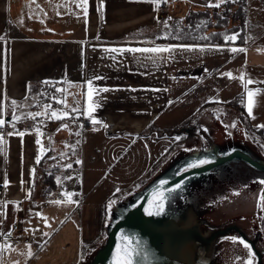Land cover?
<instances>
[{
  "label": "crops",
  "instance_id": "obj_1",
  "mask_svg": "<svg viewBox=\"0 0 264 264\" xmlns=\"http://www.w3.org/2000/svg\"><path fill=\"white\" fill-rule=\"evenodd\" d=\"M166 1L0 0V264H79L110 200L193 142L214 109L264 140L263 1L174 0L162 14ZM200 12L213 16L206 32L186 21ZM151 47L171 51H124Z\"/></svg>",
  "mask_w": 264,
  "mask_h": 264
},
{
  "label": "rangeland",
  "instance_id": "obj_2",
  "mask_svg": "<svg viewBox=\"0 0 264 264\" xmlns=\"http://www.w3.org/2000/svg\"><path fill=\"white\" fill-rule=\"evenodd\" d=\"M261 1L264 6V0ZM237 2L238 0H233L229 3L234 4L233 8L241 9L244 1L241 0L239 5ZM171 6L181 8V5L174 0ZM221 8L225 9V7ZM258 18L259 22L264 21V14H259ZM217 112L218 110H213L211 124L204 127L211 138V150H208L210 144L202 143L204 149L211 155L216 148L219 151L218 159L240 150L264 165V148L252 141L242 122L233 127L232 122L227 118L228 115H225L226 121L223 118L217 119ZM56 130L57 127L52 128L53 132ZM147 133L149 132L146 131L144 134ZM260 142L264 144L263 139ZM191 143L182 145L185 151L183 154L174 156L179 151L176 150L163 158L155 169L158 170L154 175L155 178L164 176L167 178L165 181H171L184 171L183 166L195 162V157L190 153H193L196 143ZM69 175L71 173L65 174V176ZM150 177L151 175L141 178L133 186L131 190L133 192L130 194L126 192L125 197L120 199V196L115 198L117 196L115 195L113 198L116 204L124 210L132 208L142 198L144 190L162 182L154 183V186L152 183L144 187L143 191L136 192L142 183L149 182ZM179 186L172 188L175 191L170 189L154 198L147 207L145 218L148 221L172 230H196L205 238H210L214 233L231 227L238 228L254 240L263 255L264 264V201L261 200L264 196V171L252 167L242 158L235 157L204 173L187 178ZM161 201L163 211L156 215ZM149 212L153 214L149 215ZM106 217L112 220L104 221L102 238H105V232L112 230L115 222L121 219L122 213L108 210ZM118 235L116 249L112 254L114 264L125 257L126 251H121L124 237H127L131 243L127 251L132 254L131 250H136L134 256L136 260L133 264H249V261L251 264H257V256L252 248L234 230L219 235L213 242L206 244L199 241L194 234L154 230L142 226L136 219L121 229ZM76 238L73 236L75 245L72 247V253L80 246ZM244 244H247L248 248H245ZM79 264L93 263L85 254L81 256ZM101 264H104V261H101Z\"/></svg>",
  "mask_w": 264,
  "mask_h": 264
},
{
  "label": "water",
  "instance_id": "obj_3",
  "mask_svg": "<svg viewBox=\"0 0 264 264\" xmlns=\"http://www.w3.org/2000/svg\"><path fill=\"white\" fill-rule=\"evenodd\" d=\"M233 130H234V128H233ZM251 139L253 142L259 143L264 148V144H262L258 139L254 138V137H251ZM194 143H196L195 148L192 150L193 153H190V154H192L195 157V159H196L195 162L203 161V160H210L211 163L198 165L197 167L191 168L187 171L184 170L183 172H181V174H179L175 179H173L171 181H165L167 178L164 176L155 178L156 176H154V175L156 172L151 174L149 182L148 183H142L141 187H139V189L136 192L139 193V192L143 191L144 187H146L152 183H153V186L156 183H159L160 181H165L167 183H165V184L160 183V184L155 185L154 187L149 186L147 188V190L149 188L150 189L148 191L144 190L142 198H140L133 205V207L128 209V210H124V209L120 208L116 204L114 198L112 200H110L109 204L107 205V212H108V210L121 212L122 217L118 222H115L112 230H110L109 232H105V238H102L97 245H95L89 252L86 253L88 260H90L93 264H101V261H104V264L105 263L106 264H114L113 259H112V254L114 253V251L116 249V245H117L116 241H117L118 236H119L118 234L120 233L121 229H123L124 227H126L127 225H129L130 223H132L134 220L137 219L138 222L142 226L148 227V228H151L154 230L168 231L171 233H178V234H194L198 237L199 241L206 243V244L213 242L219 235H224V234L228 233L229 231L234 230L252 248L255 255L257 256V264H263V260H262L263 255L259 251L254 240L250 239L248 236L243 234L242 231H240L238 228L231 227V228H228L224 231H219V232L214 233L210 238H205L200 232H198L196 230H192V229L172 230V229L162 228V227H159L158 225L148 221L145 218L146 213H147V207L149 206V204H151L153 202V200L156 196L162 195L165 191L170 190V189L178 186L184 180H186L187 178H189L193 175L204 173V172H206V171H208V170H210V169H212V168H214V167H216L222 163H225L227 161L234 159L235 157L242 158L245 162H247L252 167H254L258 170L264 171V165L258 163L249 154H246L245 152L240 151V150L234 151L233 153H231L227 157H223V158L218 159L219 158L218 157L219 151L215 148V152L210 155L209 152L207 150H205L203 145H202V143L210 144V146L208 147V150H211V138L206 133V130L204 127L200 130V134L197 135V138L191 144H194ZM184 152L185 151L183 149H181L174 156L177 157V156L183 154ZM188 165L189 164H186L185 166H183L182 169H185L186 166H188ZM131 190L132 189L128 190L127 193L128 194L132 193L133 191H131ZM125 193L118 195L117 197L120 196V199H121V198L125 197V195H124ZM117 197H115V198H117ZM127 201L128 200H126V202ZM106 220H112V218L106 217ZM130 245H131L130 241L125 240L122 244L121 251H126L129 255H132L130 253V251H127L130 249L129 248ZM126 259H127V256L122 257V261H124ZM134 260H136L135 257H133V261Z\"/></svg>",
  "mask_w": 264,
  "mask_h": 264
},
{
  "label": "snow or ice",
  "instance_id": "obj_4",
  "mask_svg": "<svg viewBox=\"0 0 264 264\" xmlns=\"http://www.w3.org/2000/svg\"><path fill=\"white\" fill-rule=\"evenodd\" d=\"M86 2V0H85ZM221 2H223V0H221ZM217 7H219V5L217 4L216 5ZM230 39H233L235 40L236 37L233 36L231 37ZM112 52H117V51H121V50H118V49H111ZM124 51H128L130 53H151V54H158V53H162V52H166V51H171V49H168V48H158V47H151V48H130V49H126ZM233 51H237V49H233ZM239 51H244V49H239ZM122 54V52H121ZM149 58H152L151 56ZM227 75L231 76V73H228ZM241 79H243V76L241 77ZM248 83H252L251 80L248 81ZM77 87H79V85H77ZM88 88L91 89V82L88 83ZM61 91H63L61 89ZM103 91H108V89H103ZM253 94L252 93H249V105H248V114L251 116L252 115V102H251V96ZM87 96H88V99L91 100L92 99V94L91 92L89 91L87 93ZM96 103H99L98 101ZM12 104L15 106L16 105V101H12ZM53 116H56V112L53 111L51 113ZM30 116H32V118L34 119L35 116H38V115H41V113H36L35 115H32V114H28ZM65 115H67L65 113ZM5 121L3 119H0V127H2L4 125ZM92 123L96 124V123H100L99 121H96V120H93ZM104 127H107V125L105 124ZM233 127H235V125H233ZM264 127V126H262ZM13 133H8V135H12ZM20 136H23L24 133L23 132H20L18 133ZM3 136H0V143H3ZM79 163V161H77ZM37 163H39V161L37 160ZM206 163H211L210 160H203V161H198V162H192L191 164H189L188 166H186V168L184 169L185 171L191 169V168H194V167H197L198 165H203V164H206ZM70 167V165H69ZM167 182L165 181H162L161 184H165ZM177 187H180L179 185ZM171 191H175V189H172ZM71 195L73 194H69V198L71 197ZM261 200L264 201V196L261 197ZM54 203L56 204H59L60 201L57 200V201H54ZM163 211V202L161 201L158 205V211L155 213L156 215H159L161 214V212ZM149 215H152L153 213L152 212H149L148 213ZM125 240H127L128 238L127 237H124ZM241 243H244L243 241H241ZM245 248H248V245L247 244H244ZM132 252V255H129L127 252L124 253L125 256H127V259L124 260V261H119L117 262V264H133V257L136 255V250L135 249H132L131 250ZM249 264H251V262L249 261Z\"/></svg>",
  "mask_w": 264,
  "mask_h": 264
},
{
  "label": "trees",
  "instance_id": "obj_5",
  "mask_svg": "<svg viewBox=\"0 0 264 264\" xmlns=\"http://www.w3.org/2000/svg\"><path fill=\"white\" fill-rule=\"evenodd\" d=\"M227 10H229V9H227ZM222 19H225V18H223V16H222ZM193 20L194 21L198 20L200 22V24L202 25L201 32H206V29L211 28L213 26V24H212L213 16L208 12L195 13L186 19L187 23L194 22ZM214 20H216V22L221 21V17H219V19L216 18Z\"/></svg>",
  "mask_w": 264,
  "mask_h": 264
},
{
  "label": "built area",
  "instance_id": "obj_6",
  "mask_svg": "<svg viewBox=\"0 0 264 264\" xmlns=\"http://www.w3.org/2000/svg\"><path fill=\"white\" fill-rule=\"evenodd\" d=\"M172 3V1H170V0H167L165 3H163L162 5H161V7L159 8V11L162 13V14H166V13H168L169 12V9H170V4ZM6 126L5 125H3L2 127H0V129H1V131H3V130H6ZM109 132H110V130H109ZM18 228H19V226L18 225H15L14 226V231H17L18 230ZM7 237V235H5L3 232H0V242H3L4 241V239Z\"/></svg>",
  "mask_w": 264,
  "mask_h": 264
}]
</instances>
